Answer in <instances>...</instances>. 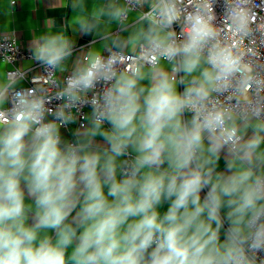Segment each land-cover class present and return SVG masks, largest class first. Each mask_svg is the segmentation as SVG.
<instances>
[{"label":"clouds","instance_id":"1","mask_svg":"<svg viewBox=\"0 0 264 264\" xmlns=\"http://www.w3.org/2000/svg\"><path fill=\"white\" fill-rule=\"evenodd\" d=\"M246 3L223 16L242 36ZM69 6L100 48L60 80L76 41L49 30L28 48L35 86L23 68L0 81V264H264V103L210 3Z\"/></svg>","mask_w":264,"mask_h":264},{"label":"crops","instance_id":"2","mask_svg":"<svg viewBox=\"0 0 264 264\" xmlns=\"http://www.w3.org/2000/svg\"><path fill=\"white\" fill-rule=\"evenodd\" d=\"M52 3L53 0H43V2H41V0H16L14 7H8L7 0H0V32L15 37L22 46L28 49L31 41L36 35L49 30L56 32L64 29L76 41L74 56L67 62L68 72H71L72 61L75 60L76 55L87 52V50L92 47L99 49L101 44L99 39L94 36H84L79 32H73L71 30L70 23L74 13L70 6L67 7V3L70 5L71 0H64V6H62V3L58 2L55 8H50ZM103 3H106V0H85L88 12H91L94 5ZM136 15L135 13H130L127 22L129 24L134 23ZM46 20H51L52 23L46 25ZM100 30L102 32L115 34L117 32V25L115 23H102ZM122 35L127 36V32L122 33ZM33 63L32 61L22 62L20 67L26 69ZM7 69L6 65H0V81L5 78ZM61 75L62 73H59V76ZM23 85V82H21L19 87ZM6 106L7 105H5V107ZM74 128L75 127L72 129ZM61 133L65 138H70V131L61 130ZM97 141L102 142L99 137H97ZM223 168L224 160L222 157L220 161V170H223ZM201 195L203 199L204 193L202 192ZM167 207L168 205L165 203L163 207L160 208V211L163 213L167 210ZM73 215H75V213H73ZM51 234L53 236L55 235L54 233ZM69 251H71V249H69Z\"/></svg>","mask_w":264,"mask_h":264},{"label":"built area","instance_id":"3","mask_svg":"<svg viewBox=\"0 0 264 264\" xmlns=\"http://www.w3.org/2000/svg\"><path fill=\"white\" fill-rule=\"evenodd\" d=\"M207 2L210 3L215 11L216 24L224 28V31L221 33L222 41L237 48L244 54L245 60L252 65L256 80L253 88L259 90L258 96L252 98L253 100L259 99L261 103H264V0H247V3L242 5L250 10V32L247 36H242L233 32L231 28L228 27L231 22L223 18L226 5H235L239 0H207ZM184 3L187 4L188 0H184ZM142 10H146V8L134 9L131 13L138 14V12ZM177 32H179V29H177ZM103 54L107 56V52ZM26 61H31L28 49L22 46L15 37L0 32V65L4 64L7 66L8 69L6 73L21 68L20 64ZM25 70L27 72V77L22 81L24 85L21 86L24 88L35 86L30 82V78L33 75H44L43 70L35 65V63ZM68 74H70V72L62 73L61 76H59V73L56 75L58 79L63 80L64 76ZM44 88L50 89L49 94L54 93L56 90L49 84H44ZM221 100H223V97H221ZM54 103H58V101H54ZM83 112H90V108L85 107ZM77 126L78 125H69V129ZM105 127H107V125H105ZM61 130L66 131L63 128Z\"/></svg>","mask_w":264,"mask_h":264}]
</instances>
